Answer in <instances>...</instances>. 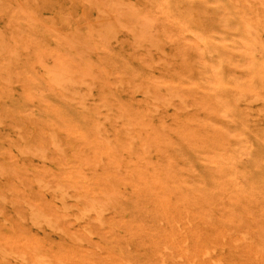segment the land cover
<instances>
[{
	"label": "rangeland",
	"instance_id": "obj_1",
	"mask_svg": "<svg viewBox=\"0 0 264 264\" xmlns=\"http://www.w3.org/2000/svg\"><path fill=\"white\" fill-rule=\"evenodd\" d=\"M94 1L0 0V264H264V0Z\"/></svg>",
	"mask_w": 264,
	"mask_h": 264
},
{
	"label": "bare ground",
	"instance_id": "obj_2",
	"mask_svg": "<svg viewBox=\"0 0 264 264\" xmlns=\"http://www.w3.org/2000/svg\"><path fill=\"white\" fill-rule=\"evenodd\" d=\"M91 1H94V0H91ZM98 1V0H97ZM112 1V0H111ZM95 2V1H94ZM108 4H109V2H108ZM263 6H264V1H263ZM101 7V6H100ZM109 7L113 10V11H115V12H117L118 13V17H117V19H114V20H111V21H108V22H106V23H100V25H102L101 26V28L99 29V30H97V31H93L91 28L89 29V31H88V34H89V37H95V38H99V39H101V40H103L104 42H109V40H111V39H113V38H115L116 37V34H117V32H118V30H119V27L123 24V18L124 17H127L128 18V16H132V14H139V12L140 11H137L133 6H131V5H126V4H124L123 2H122V0H114V1H112V2H110V4H109ZM108 9V8H107ZM141 15V13L137 16V17H139ZM147 15V14H146ZM146 15H144V17H147ZM143 18V17H142ZM151 18V17H150ZM125 19V18H124ZM144 19V18H143ZM153 20V19H152ZM155 25V24H154ZM136 26V25H135ZM158 30V29H157ZM156 32V31H155ZM160 32V31H159ZM159 32H158V34H159ZM182 32V31H181ZM178 33V32H177ZM158 34H157V36H158ZM197 35V34H196ZM155 34H154V31H153V29H152V31H151V27H150V24L149 23H143L139 28H137V30H136V38L140 41V42H144V41H146V40H148V41H152V45L154 44V42H155V38L157 37ZM70 38H69V40L71 41L70 43L71 44H73V45H77L78 43H80V41H81V38H80V36H78V35H74V36H69ZM159 37V36H158ZM158 37H157V39H158ZM196 37V36H195ZM160 38V37H159ZM197 38V37H196ZM201 38V37H200ZM200 38H198V39H200ZM67 39V38H66ZM65 39V40H66ZM69 40L67 41V43H69ZM142 44V43H141ZM208 45V44H207ZM141 46V45H140ZM159 46H161L160 44H159ZM196 47V46H195ZM87 48H88V46H87ZM69 49V48H68ZM73 50H74V48H73ZM148 50V49H147ZM150 52V51H149ZM63 57V56H62ZM52 76V75H51ZM54 76V79H56V80H72L73 78H74V74H73V72H72V69H71V66H70V64H68V63H66L64 66H63V68H62V70L60 71V72H58V73H56V74H54L53 75ZM53 79V78H52ZM55 82H57V81H55ZM72 82V81H71ZM58 83V82H57ZM63 83V82H62ZM66 83V82H65ZM64 84V83H63ZM71 86V85H70ZM149 92V91H148ZM74 101V100H73ZM93 113V112H92ZM100 136V135H99ZM69 141V144L67 145L66 144V142H65V139L62 137V136H60L59 134L57 135L56 134V137H55V142H54V144L56 143V146L57 147H59V148H61V150H60V152L61 151H64V147L65 146H68V147H72V146H74V141H73V139H70V140H68ZM25 144H26V142H25ZM27 147V146H26ZM26 149V148H25ZM63 149V150H62ZM27 150V149H26ZM37 150H39V149H37ZM27 151H29V150H27ZM33 151H34V149H33ZM37 152H41L40 154L42 155L43 153H44V151H37ZM43 152V153H42ZM65 152V151H64ZM25 153V152H24ZM62 153V152H61ZM66 153H68V152H66ZM29 154H32V153H29ZM36 154H38V153H36ZM65 155V154H64ZM63 155V156H64ZM37 156V155H36ZM60 156V155H59ZM65 158L64 159H67V161L68 162H70L71 161V159L73 158L74 160L75 159H77L76 157H74L73 155H65L64 156ZM66 161V160H65ZM79 161V159H77V162ZM67 162V164H69ZM4 165H8V160L7 159H5L4 160ZM79 163V162H78ZM73 165H75V164H73ZM72 165V166H73ZM65 166V165H64ZM73 168V167H72ZM78 171L77 170H75L74 168H73V170L70 172V173H67L66 174V176H67V178H69V181L72 183V185H73V187H74V185H76L75 184V180H74V177H73V174H77V175H79V173H77ZM9 173V172H8ZM64 176V175H63ZM80 176V175H79ZM63 178V177H62ZM81 178V177H80ZM76 179V178H75ZM64 180V179H63ZM67 180V179H66ZM62 182V181H61ZM111 182H113V185L111 184L110 186H114V188L115 189H117V190H119V191H122L123 190V188H124V183L123 182H121L120 180H113V181H111ZM70 183V184H71ZM67 184H65V183H62L61 184V189H62V191L64 192V190H65V188L67 187L66 186ZM98 194H99V192H98ZM111 195V194H110ZM79 196V195H78ZM95 197H96V195H95ZM92 198H93V196H92ZM102 198L104 199V200H101V199H96V200H93V202L92 203H90L88 206H87V211H89V210H94V211H96L97 212V214H98V217H99V219L101 220V221H104V222H106L105 220V218H104V211L108 208V205L109 204H114V201H113V198H106V196L105 195H103L102 196ZM90 199V198H89ZM91 201V200H90ZM82 202V201H81ZM109 206H111V205H109ZM85 207V206H84ZM36 209V208H35ZM207 209V208H206ZM85 210V209H84ZM38 212H40L39 210H38ZM40 214L42 215V213L40 212ZM45 216V218H47L46 217V215H44ZM40 215H39V213H37V212H33V214H32V219L33 220H35V221H39L40 219ZM108 221V220H107ZM107 223V222H106ZM108 223H110V222H108ZM36 248V247H35ZM35 248H34V250H35ZM42 248L39 246V247H37L36 248V250H37V256H41L42 254H41V252H40V250H41ZM35 250V251H36ZM43 250V249H42ZM46 252H48V251H46ZM40 264H42V263H40Z\"/></svg>",
	"mask_w": 264,
	"mask_h": 264
}]
</instances>
